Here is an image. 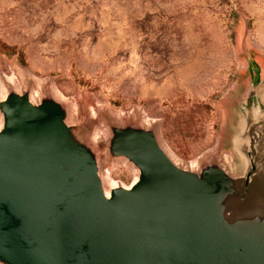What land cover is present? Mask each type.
Wrapping results in <instances>:
<instances>
[{
    "label": "rangeland",
    "instance_id": "374dc122",
    "mask_svg": "<svg viewBox=\"0 0 264 264\" xmlns=\"http://www.w3.org/2000/svg\"><path fill=\"white\" fill-rule=\"evenodd\" d=\"M0 81L57 98L106 187L135 178L109 125L153 128L186 168L240 167L264 102V0H0Z\"/></svg>",
    "mask_w": 264,
    "mask_h": 264
},
{
    "label": "water",
    "instance_id": "95a60500",
    "mask_svg": "<svg viewBox=\"0 0 264 264\" xmlns=\"http://www.w3.org/2000/svg\"><path fill=\"white\" fill-rule=\"evenodd\" d=\"M6 90L0 264H264L261 103L246 111L241 175L218 161L180 166L153 128L109 125V155L132 162L138 179L106 187L60 101Z\"/></svg>",
    "mask_w": 264,
    "mask_h": 264
},
{
    "label": "bare ground",
    "instance_id": "6f19581e",
    "mask_svg": "<svg viewBox=\"0 0 264 264\" xmlns=\"http://www.w3.org/2000/svg\"><path fill=\"white\" fill-rule=\"evenodd\" d=\"M6 79V78H5ZM6 83V82H5ZM9 87V86H8ZM6 86H5V84L4 83H2L1 81H0V94L2 95V94H4V91H6ZM50 93V92H49ZM40 95V94H39ZM58 95V94H57ZM35 96V95H34ZM60 96V95H59ZM57 99V98H56ZM1 122H2V119H1V116H0V127H1ZM108 135V134H107ZM159 135V134H158ZM93 136V135H92ZM94 137V136H93ZM91 138V137H90ZM97 138H99V137H97ZM95 139V138H94ZM100 139V138H99ZM92 140H93V138H92ZM158 140H160L159 138H158ZM161 142H162V140H161ZM98 143V142H97ZM162 146V145H161ZM163 147V146H162ZM166 151V150H165ZM168 155V154H167ZM170 156V155H169ZM170 158H172V156H170ZM120 160V159H119ZM118 160V161H119ZM122 160V159H121ZM120 160V161H121ZM173 160V159H172ZM127 161V160H126ZM175 162V161H174ZM195 163V162H194ZM194 163H192L191 164V166H189V167H191V168H194L193 167V165H195ZM127 164L130 166V168L133 170V173H134V176H135V178H134V180H133V182L130 184V185H128V186H124V187H126V188H129L137 179H138V169L135 167V165L132 163V162H129V161H127ZM188 167V168H189ZM106 178V177H105ZM107 179V178H106ZM103 181V183H105V182H107L108 184H110V182L109 181H107V180H102ZM106 184V183H105ZM115 186H117V185H114V183L113 184H111V186L110 187H115ZM123 186V185H122ZM109 187V186H108ZM106 195H108V191L106 192Z\"/></svg>",
    "mask_w": 264,
    "mask_h": 264
},
{
    "label": "crops",
    "instance_id": "0c3cea01",
    "mask_svg": "<svg viewBox=\"0 0 264 264\" xmlns=\"http://www.w3.org/2000/svg\"><path fill=\"white\" fill-rule=\"evenodd\" d=\"M263 106H264V102L262 101V99L259 101ZM262 111V110H261ZM261 116H264V112H260V111H256V114H261ZM240 162H241V166L240 167H235L232 168V171L236 174V175H241V173L244 171V167H245V160L244 158L241 156L240 158Z\"/></svg>",
    "mask_w": 264,
    "mask_h": 264
}]
</instances>
